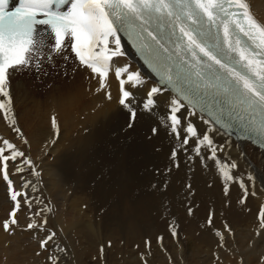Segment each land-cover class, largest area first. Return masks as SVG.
I'll use <instances>...</instances> for the list:
<instances>
[{
    "label": "bare ground",
    "instance_id": "bare-ground-1",
    "mask_svg": "<svg viewBox=\"0 0 264 264\" xmlns=\"http://www.w3.org/2000/svg\"><path fill=\"white\" fill-rule=\"evenodd\" d=\"M248 2L254 16L264 23V0ZM122 47L125 55L114 58L116 64L109 72L106 88L100 92L96 91L100 87L98 76L84 70L78 62L65 64L60 58L55 59L56 67H47V76L38 77L35 71L12 74L9 90L16 127L21 133L13 130L0 111V140L8 139L24 151L38 173L32 174L27 167L18 173L17 165L9 161V177L14 187L20 179L30 182L24 190L29 197L43 202L33 204L32 210L44 205L51 207V212L44 213L48 220H59L62 234L69 229L74 232L73 238L64 236L68 246L73 242L70 248L82 240L94 250L97 244L93 239L100 241L103 236L108 240L115 230L116 236L137 235L134 228L142 239L147 237L148 228L149 237L165 239L171 236L170 225H173L178 239H172V247L178 259L187 256L191 264H262L264 229L260 227L259 211L264 207V154L250 143L221 131L210 133L214 146H225L217 156L225 162L235 161L239 167L234 170V176L242 178L250 189L246 200L240 203L244 192L238 182H230L225 196L224 181L214 161H202L193 151L192 140L184 147L170 128L165 127L170 123L166 117L173 95L166 91L158 96L152 112L140 110L147 91L157 82L141 68L123 42ZM124 65L139 71L145 80L134 89L125 86L134 93L137 108V118L131 128L128 127L129 113L119 104V81L114 74L115 66ZM105 92H111V101L105 98ZM69 96L71 101L67 100ZM191 111L185 108L178 115L187 117L198 133L208 131L210 125L198 114L189 115ZM54 115L60 125L58 138L51 128ZM187 121L182 119V125ZM153 127L158 129L156 135L152 133ZM174 149L178 168L171 160ZM202 155L207 157L210 152L202 148ZM249 175L254 177L253 181H248ZM188 184L192 185L191 195ZM1 188L4 184L0 173V202L4 194ZM252 190L255 195L251 194ZM9 205L3 201L0 208L5 210ZM187 207H192V215L188 214ZM210 210L214 213L211 228L207 225ZM28 213L24 205L17 213L18 220H29ZM113 223L126 226L120 229ZM225 223L232 229L231 235L224 232ZM159 226L165 228L161 230ZM216 230L223 232L227 248L218 247ZM17 233L0 229V264H39L43 256H37L38 250L33 249L39 243L33 244L28 239L31 246L26 250L16 242L20 237ZM43 236V232L37 233L39 239ZM157 250L153 248L151 262L152 258L163 255V251Z\"/></svg>",
    "mask_w": 264,
    "mask_h": 264
},
{
    "label": "snow or ice",
    "instance_id": "snow-or-ice-1",
    "mask_svg": "<svg viewBox=\"0 0 264 264\" xmlns=\"http://www.w3.org/2000/svg\"><path fill=\"white\" fill-rule=\"evenodd\" d=\"M122 38H127L157 78L156 86L147 91L140 110L152 112L158 96L172 92L166 117L170 123L165 127L170 128L184 147L192 140L193 151L202 161H214L224 181L225 196L229 193V183L238 182L244 192L240 200L243 203L250 189L242 178L233 174L239 165L217 156L225 146H214L210 133L223 129L230 134L229 130L238 128L244 138L264 149V23L254 16L248 0H17L15 4L13 0H0V111L5 121L16 133H21L16 127L9 90L14 72L35 71L38 77L47 76V67H56V58L65 64L78 62L84 70L99 77L100 87L96 91L100 92L106 88L109 72L116 64L114 58L125 55ZM114 74L119 81V104L127 109L131 128L137 118V108L134 93L125 86L134 89L145 80L129 65L115 66ZM105 98L111 101V92H105ZM71 99L67 97L68 101ZM185 108L192 110L189 115L199 114L210 129L198 133L187 117L178 115ZM182 119L187 121L183 125ZM51 128L58 138L60 125L55 115L51 117ZM157 132L153 127V135ZM0 143L3 180L14 204L9 218L3 221L4 232L14 234L17 229L34 235L43 232L36 255L47 252V264H73L74 254L63 242L65 238L48 226L44 213L51 212V207L44 205L33 211V204L43 202L29 197L26 191L15 190L9 178V161L17 165L18 173L27 167L38 175L34 162L8 139ZM24 143L28 141L25 139ZM202 148L208 149L210 155L204 157ZM176 157L174 149L171 160L178 168ZM253 180L249 175L248 181ZM29 186L28 181L22 185L25 189ZM186 187L191 195L192 185ZM251 194L255 195V191ZM24 205L29 210L30 222L21 228L17 213ZM186 210L189 215L193 214L192 207ZM213 216L210 210L207 217L210 228ZM259 220L264 229V207L259 211ZM170 229L173 239H178L176 227L170 225ZM224 232L232 234L227 223ZM215 235L219 237L218 247L227 248L223 232L216 230ZM163 240V236L157 237L161 246ZM108 247H111L110 241ZM150 250L151 241L146 239L145 251ZM104 251L105 246L101 245V256ZM140 255L146 264L145 253Z\"/></svg>",
    "mask_w": 264,
    "mask_h": 264
},
{
    "label": "rangeland",
    "instance_id": "rangeland-1",
    "mask_svg": "<svg viewBox=\"0 0 264 264\" xmlns=\"http://www.w3.org/2000/svg\"><path fill=\"white\" fill-rule=\"evenodd\" d=\"M5 154L7 155V151L5 152ZM1 165H2V162H1ZM0 173H1V178L3 179L2 166L0 168ZM18 182H19L18 186L14 187L15 190L22 191V192L25 191L24 188L22 187V184L24 183V181L22 179H20ZM3 184H4V188H1V189H2L4 194H3V197H2L3 200L1 202L5 201V203H7L8 205L10 204V205L5 210L0 208V210L5 211L4 213H6V215H5L4 213H2L3 211H1V214H0V218H1L0 219V229H2V230H3V228L1 226L3 224V221L9 218L8 213L10 214V212H11L13 206H14L13 202L10 199V194L8 192V189H7V183L4 180H3ZM18 188H19V190H18ZM1 215H3V216H1ZM48 221H49L48 226L50 228H52L53 230L57 231L59 236H61L63 238H65V237L66 238H73L74 232L70 231V229L65 231L64 234H62V232H63L62 229L63 228L60 227L59 220H48ZM127 221L125 222V224L127 223ZM28 222H30V221L29 220H19V223L21 224V228H25ZM125 224H122L123 225L122 226L121 224L118 225V223H113V226L116 225L120 229H124V226H126ZM163 228H165V227L164 226H159L158 227V229H161V230H163ZM133 230H134V232L137 233V235L133 234V233L132 234H127L126 233V235H123V236H116L117 231L115 230L114 231L115 234L113 233L114 235L109 237L108 240L105 237H103V236L100 237V241H98L97 239H93V243L97 244V246H95L94 250H92L91 247L89 245L85 244L82 240L79 241L78 245L74 244L75 247H71V248H70V246H71V244L73 242H70L69 246L68 245L67 246L71 249L72 253L74 254L73 255V264H96V263L97 264H145V261L142 260L140 253H145V255H146L145 256L146 257V264H158L157 261L159 262V264H164V263H166V264H191V260L187 256H181L182 257L181 259H178L175 256L174 253H176V252H175L174 246L172 247V245H173V242H172L173 241L172 240L173 237L171 238V236H167L163 240L165 243H164V246L162 245L163 246L162 247L160 244L156 243L157 242V237L156 236L149 237L150 228H148L146 233H145V236H147V237H143V239L140 238V235L138 234L139 232H137L138 229L134 228ZM135 230H137V231H135ZM16 231L18 233L17 232H15V233H17L20 236V237H18V239L19 238L20 239L19 240L17 239L16 242L19 243L20 246L25 248L26 250L28 249L29 246H31L30 245V242H31L30 240L33 241V244L39 243L40 239L37 237V234L36 235H34V234L32 235V232L30 233V231H22L20 229L16 230ZM24 232H26V233H24ZM66 232H67V234H66ZM23 236L24 237L26 236L27 238L26 237L25 238L27 240L25 238H23ZM126 236L130 240H127V238H125ZM94 237H98V235H94ZM152 238H154V239H152ZM28 239H30V240L28 241ZM145 239H148V240L151 241V250H150V252H146L145 251ZM166 239H167V241H165ZM94 240H96V241H94ZM152 240H153V242H152ZM109 241L110 242L112 241L111 245L112 244L113 245L111 247H115L114 249H112L111 247H108ZM127 241L129 243L130 242L131 243L129 244ZM139 241H140V243H139ZM63 242L66 243V240L64 239ZM127 243H128V245H127ZM137 243L139 244L138 248H137V245H138ZM101 245L105 246V251H104L102 256H101V254L99 252V249H100ZM131 245H133V246H131ZM184 245H186V244H184ZM34 248L37 249L38 251L40 250L39 246L38 247L34 246L33 249ZM153 248L154 249L155 248L158 249L157 250L158 252L159 251L160 252L163 251L162 252L163 255L161 254V256H158L159 258H157V259H156V257L152 258V262H151L150 259L152 257L151 254H152ZM164 253H166V254H164ZM41 255L43 257L41 258L42 260L40 259L41 262L39 261V264H43L44 262H45L44 264H47V262H46L47 259L46 258L48 256V253L47 252H42ZM164 256H165V258H164ZM148 258H149V260H148ZM31 259H32V256H31ZM159 260L162 261V262H160ZM163 260H165V261H163Z\"/></svg>",
    "mask_w": 264,
    "mask_h": 264
}]
</instances>
